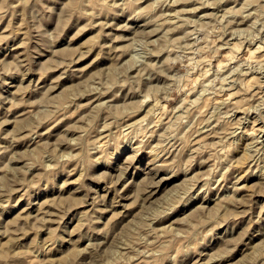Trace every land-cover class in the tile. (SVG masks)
Segmentation results:
<instances>
[{
  "label": "rangeland",
  "instance_id": "obj_1",
  "mask_svg": "<svg viewBox=\"0 0 264 264\" xmlns=\"http://www.w3.org/2000/svg\"><path fill=\"white\" fill-rule=\"evenodd\" d=\"M263 66L264 0H0V264H264Z\"/></svg>",
  "mask_w": 264,
  "mask_h": 264
},
{
  "label": "bare ground",
  "instance_id": "obj_2",
  "mask_svg": "<svg viewBox=\"0 0 264 264\" xmlns=\"http://www.w3.org/2000/svg\"><path fill=\"white\" fill-rule=\"evenodd\" d=\"M262 66V65H261ZM264 67V66H263ZM260 69V68H259ZM261 73H262V71H260ZM264 73V72H263ZM263 77H264V75H263ZM249 80V79H248ZM148 95V94H147ZM144 98V97H143Z\"/></svg>",
  "mask_w": 264,
  "mask_h": 264
}]
</instances>
